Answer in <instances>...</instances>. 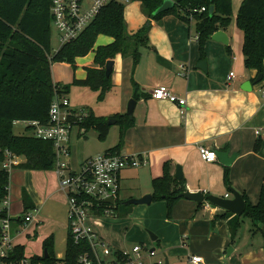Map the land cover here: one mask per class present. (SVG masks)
<instances>
[{
	"label": "crops",
	"instance_id": "1",
	"mask_svg": "<svg viewBox=\"0 0 264 264\" xmlns=\"http://www.w3.org/2000/svg\"><path fill=\"white\" fill-rule=\"evenodd\" d=\"M240 2L241 0H231L235 15ZM146 20L147 17L142 11L137 27L125 31L127 35L134 36L128 38L129 40L136 38V32ZM233 29L238 31H234L238 36L234 45L231 43V29L228 26L223 30L228 37V43L225 45L209 38L205 42L204 57L200 58L193 21L186 24L172 14L164 15L157 21L150 19L147 44L138 47L141 52L138 61L133 63L130 55L120 54L113 59L110 74L112 86L109 91L112 90L119 96L118 110L111 109L109 115L104 116L97 113L98 109L85 99L75 95L68 97L73 108H83L95 116L113 118L115 113H123L124 103L129 98L133 99V94L137 96L132 113L133 123L123 132L119 153L135 155L144 163L122 170L119 193L125 188L127 194L120 201L118 193L117 201L124 203L130 198L151 194L152 178L162 173L165 161H170L172 175L174 176L176 165H179L185 187L189 191L202 190L205 194L224 197L227 195L230 198L229 188L232 187L240 194L245 192L251 203L257 202L260 186L264 183V58L261 79L255 81L258 76L256 70L246 69L243 64L242 33L237 27ZM104 37L106 42L103 43L112 41L111 37ZM78 58L81 57L76 59ZM76 59L70 82L67 84L71 83L73 77L83 79L86 74L84 68L93 66V54L88 62L82 63L80 70L77 69L79 66ZM200 60L205 61V70L196 66ZM231 71L234 76L228 78ZM247 81L250 85L242 88ZM161 84L168 86L179 97H184L185 105L181 107L167 100L153 99L150 96L151 89ZM90 92L91 96L97 95V91ZM73 131L69 139L70 154L72 135L84 138L87 132L82 128L75 133ZM119 135L118 125L116 141H104L96 153L116 145ZM257 137L261 139V144L255 152L253 144ZM199 146L214 152L225 151L229 155L235 153V158L228 165L229 188L223 180L225 165L218 160L207 162L201 159ZM86 157L79 156L76 164ZM17 159L21 162L23 157L17 156ZM22 190L30 197L33 209L30 210L32 218L20 233L21 237L38 239L44 221L55 222L57 225L48 233L41 229V245L46 237L51 236L52 253H55L54 232L63 231L64 245L66 243L67 211L66 199L58 189L54 170L17 167L10 169L5 206L9 216H18L8 210V206L12 204V198L9 204V193L17 196L22 210ZM221 211L223 209L214 208L207 201L197 208L195 201L181 198L173 205L170 217L166 215L164 201L135 205L130 208L128 215L133 214L136 222L144 227V231H151L156 237L152 240L147 233L153 244L139 243L154 248L155 257L162 258L163 262L167 259L168 264H190L188 257L191 254L200 255L203 264H264L263 236L251 229L249 236L241 234L244 218L241 216L239 229L231 241L227 219H216L212 222L213 216ZM21 217L23 216L20 219ZM109 217L113 216L100 217L96 223L91 224L114 248L122 249L103 233L106 227L104 221ZM29 223L31 229L27 228ZM133 244L135 243L131 245ZM42 248L43 246L41 251ZM148 261L154 260L151 258Z\"/></svg>",
	"mask_w": 264,
	"mask_h": 264
},
{
	"label": "trees",
	"instance_id": "2",
	"mask_svg": "<svg viewBox=\"0 0 264 264\" xmlns=\"http://www.w3.org/2000/svg\"><path fill=\"white\" fill-rule=\"evenodd\" d=\"M173 5L156 15L152 12L163 0H140L143 13L147 20L136 32V38L129 40L123 24V4L109 3L102 7L90 24L73 41L61 45L54 53L50 51V14L49 0H0V203L7 197L9 171L2 167L5 152L22 156L23 160L15 167L29 170L54 169L55 155L52 143L28 134H15V121L38 120L45 123L48 120V109L55 95L67 93L70 85L87 86L97 91V100H102L110 90L112 83L110 74H105V63L113 60L115 55H130L133 63L141 56L139 46L147 44V31L150 19H160L172 14L186 24L194 23V31L200 58L204 57L205 42L217 30H225L231 21V0H172ZM204 7L201 12L193 11ZM212 7V12L209 8ZM235 25L242 33L243 64L246 69H255L257 75L263 73L264 58V0H241L236 15ZM99 35L112 38L107 44L94 48ZM229 48V47H227ZM93 52V66H86L85 77H73L70 84L62 86L52 83L50 63L65 62L75 68V59ZM50 58V59H48ZM132 98L135 100L136 95ZM113 118L120 127L119 140L116 145L106 150L119 152L125 128L131 125L132 116L125 113H115ZM86 132L93 127L99 139L106 136L109 125L107 118L95 116L92 112L78 123ZM261 139L257 137L253 151L260 148ZM171 162L165 161L162 173L151 180V201H164L166 215L170 217L173 205L182 197L179 196L185 187L183 177L176 179L170 170ZM228 166H223V180L230 187ZM244 210L240 215H233L223 210L213 216L216 219H227L229 238L232 241L240 226L239 217H248L254 228L261 232L264 225V183L259 189L256 203H251L241 192ZM22 213L32 210L33 204L28 194L22 190ZM132 204L116 203L109 208L112 216L124 217L130 212ZM202 203H197L200 208ZM7 216L5 207H0V218ZM20 220L18 216L17 221ZM43 248L52 254L53 238L44 239ZM71 244L66 242L68 251ZM23 245H16L14 258L23 255ZM45 261L34 255L32 262Z\"/></svg>",
	"mask_w": 264,
	"mask_h": 264
},
{
	"label": "built area",
	"instance_id": "3",
	"mask_svg": "<svg viewBox=\"0 0 264 264\" xmlns=\"http://www.w3.org/2000/svg\"><path fill=\"white\" fill-rule=\"evenodd\" d=\"M132 0H49L50 25L54 28L60 46L76 39L90 24L98 12L109 3L124 4ZM204 7L193 9L201 12ZM59 46V47H60ZM234 76L229 72L228 78ZM67 93L55 95L48 109V120L41 123L38 120H23L28 126V134L52 143L57 176L58 189L66 199L67 224L66 242L71 244L68 251L66 243L62 254L48 253L42 248L39 257L45 261L32 262L33 256L14 258V242L25 228L32 215L30 210L23 214L19 221L12 220L7 214L0 218V264H164L163 259L148 261L156 255L154 248L142 243H135L129 249H116L93 228L100 217L112 216L110 206L117 201L120 190V174L125 168L137 167L140 161L135 155H125L117 152L103 151L88 156L77 164L69 163V139L72 130L80 129L78 123L88 116L89 111L83 108L71 107ZM150 96L157 100H167L178 106H184V97L176 95L166 85H156L150 91ZM14 122V123H15ZM200 158L211 162L217 160L216 154L204 146H199ZM17 156L5 152L2 167L10 170L18 164ZM227 197V195H225ZM111 198L112 203L106 202ZM7 205V199L2 200V206ZM12 223L16 224V233L11 235ZM47 256H43V251ZM190 264H203L202 257L191 254Z\"/></svg>",
	"mask_w": 264,
	"mask_h": 264
},
{
	"label": "rangeland",
	"instance_id": "4",
	"mask_svg": "<svg viewBox=\"0 0 264 264\" xmlns=\"http://www.w3.org/2000/svg\"><path fill=\"white\" fill-rule=\"evenodd\" d=\"M141 2L140 0H132L128 3L123 4V24L124 29L128 28H134L137 27V24L142 18V11H141ZM236 12V11H235ZM154 21H157L158 19H153ZM233 27H236L235 25V13L232 12L231 14V21L229 24V30L231 34V43L234 45L235 41L238 39V36L234 34ZM238 33V31H237ZM134 36L127 35V38L131 39ZM106 42V38L104 36H99L95 42L94 48L96 46L101 45L100 43ZM149 42V41H148ZM105 44V43H103ZM150 44V43H149ZM60 46V41L58 40V36L54 30V28L51 27L50 30V51L51 54L54 53ZM93 52H89L88 55L85 57H81L76 59L77 65L79 66L77 69H82V63L88 62L90 57L92 56ZM50 59V58H48ZM50 75L52 79V83L62 86L64 84H67L70 82L71 75H72V67L70 64L65 62H53L50 63ZM87 88V89H86ZM92 91V90H91ZM92 92L88 89L86 86L77 85L73 86L70 85L69 92L67 93V97H72L73 95L78 96V98L82 100L88 101L95 109H98L97 113H100L104 116H108L111 109L118 110V104H119V96L116 95V92L109 91L102 100H97L96 95L91 96ZM130 98L124 103L123 107V113H125L128 102ZM109 118H107L108 120ZM26 124L23 122H15L13 125V132L15 134H23L27 133L25 130ZM77 129H74L73 133H75ZM117 133H118V124H111L109 125L108 131L106 133V136L103 139H99L96 135V131L93 127H90L84 138H76L75 135H72V151L71 154H69V163L76 164V161L79 159V156L86 157L89 155H94V153L98 152V148L100 145L106 142H113L117 139ZM105 142V144H106ZM10 171V170H9ZM13 170H11V173ZM10 173V174H11ZM124 185V183H122ZM127 191L125 188H123L119 193V200H123L126 197ZM12 198V204L8 206V210L13 211V215L23 216L21 214L22 210L20 209L19 205V199L17 196L12 195L10 192L8 195L9 204L11 203ZM0 206H2V201L0 203ZM135 207V205H132L130 208ZM114 215V213H113ZM111 218V219H109ZM107 218L108 220L104 221L106 224V227L104 228V234L107 236V238L112 241V243L116 246L122 247V249H129L132 243H139L142 242L144 244H153L149 238L147 237V233L144 231V227L136 222V220L133 217V214H127L125 217H118L113 216ZM57 224L55 222L51 223L49 220L44 221V227L41 228L45 231V233H48L52 230V228H55ZM28 229H31L30 223L27 225ZM16 224L12 223L11 226V235H15L16 233ZM40 229L39 237L36 238H25L19 234L14 242L21 243L24 247L23 255L24 256H31V255H38L41 251V237H42V231ZM250 229L253 232L259 233L258 235H261L259 231H257L256 228L251 225L250 219L248 217L243 218L242 227L240 230L241 234H245L249 236ZM54 251L55 254L61 255L63 249H64V232H60V230L54 232ZM155 247L158 249L156 243ZM160 252V250L158 249ZM158 257L154 258L152 257V260H157Z\"/></svg>",
	"mask_w": 264,
	"mask_h": 264
},
{
	"label": "water",
	"instance_id": "5",
	"mask_svg": "<svg viewBox=\"0 0 264 264\" xmlns=\"http://www.w3.org/2000/svg\"><path fill=\"white\" fill-rule=\"evenodd\" d=\"M173 5V1L172 0H163V2L154 9V11L152 12L153 15H156L162 11H165L166 9L170 8ZM209 12H212V7L209 8ZM211 39L221 42L223 44H227L228 43V37L226 35V33L219 29L217 31H215L211 36ZM112 66H113V60H108L105 63V74L109 75L111 74V70H112ZM199 69L201 70H205V66L206 63L204 60H200L197 65H196ZM261 79V74H259L256 78L255 81H259ZM245 85H250V82L247 81L243 84L242 88H245ZM135 105V100L134 99H130L126 108V113L131 117L132 113H133V108ZM116 121L115 118H109L107 120V125H111L114 124ZM217 160L225 165L228 166L231 164V162L233 161V159L235 158V153L232 154H228V152L225 151H216L215 152ZM174 177L176 179H180L182 177L181 174V168L179 165H176L175 167V171H174ZM229 191L231 193V197H224V196H217V195H213V194H205L202 190H196V191H189L187 189H185L183 192H181L179 194V196H181L184 199H188L191 201H195L196 203H202L204 201H207L211 206H213L214 208H220L226 211H230L231 213L235 214V215H240L243 210H244V201L243 198L241 197L240 193L238 191H236L235 189H233L232 187L229 188ZM106 202L108 203H112L113 200L111 198L106 199ZM151 202V195L146 193L144 195H142L141 197L138 198H130L127 201H125V204H132V205H139V204H150ZM17 216H11V219L14 220L16 219ZM261 232L264 235V225L260 226ZM150 239L155 240L156 237L155 235H153V233L151 231H147ZM43 256L46 257L47 253L44 250L43 251ZM164 264H168L167 259H165Z\"/></svg>",
	"mask_w": 264,
	"mask_h": 264
}]
</instances>
